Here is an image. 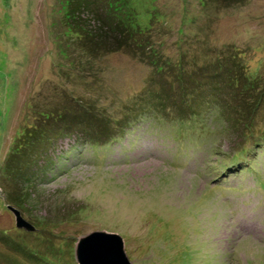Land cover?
Instances as JSON below:
<instances>
[{
  "label": "rangeland",
  "instance_id": "374dc122",
  "mask_svg": "<svg viewBox=\"0 0 264 264\" xmlns=\"http://www.w3.org/2000/svg\"><path fill=\"white\" fill-rule=\"evenodd\" d=\"M74 1L0 0V264H78L74 244L93 230L121 236L130 264H264V0H149L142 33L164 58L183 52L202 68L191 93L161 89L162 104L147 50H89L79 35L104 24L89 15L103 4L77 19ZM138 103L158 112L123 114ZM92 105L117 119L115 137L96 142L106 146L51 121L29 152L41 113L57 126L73 112L94 136ZM7 203L35 229L16 227Z\"/></svg>",
  "mask_w": 264,
  "mask_h": 264
},
{
  "label": "trees",
  "instance_id": "16d2710c",
  "mask_svg": "<svg viewBox=\"0 0 264 264\" xmlns=\"http://www.w3.org/2000/svg\"><path fill=\"white\" fill-rule=\"evenodd\" d=\"M152 1V0H151ZM231 1V0H229ZM71 2V1H70ZM93 2V0H78V1H74L73 3H77L76 5H73V7L77 8V12H76V16L75 18H79L78 16V9H82L84 7V5H87L88 3ZM228 1H224L223 2H219L220 5H224V3L226 4ZM86 3V4H85ZM101 3L103 4V6H100L99 4H96V7L98 8V11L94 14H89L90 16H92L93 18H96L98 22V20L101 21V23H104L103 25L100 23L95 24L94 27L89 28L90 31L85 30V32L79 35V39H84L83 40V44L85 47H87L89 50H97V49H102V50H106L108 52H113V51H124L125 49H131V48H140V50H137L136 53L139 52H143L145 49L147 50L146 56L149 57V62H150V66L152 69L153 73L158 74V76L162 75V79L160 80V82L158 83V88L160 89H156L155 91L153 90L151 93H156V97L158 100V104H162L161 98H162V94H161V89H167V90H172L173 89V85H176L174 87H176V89L178 90V88L185 94L191 93L190 90L193 89V91L195 90L196 86L198 85L197 79L194 77V72L196 73L198 72H202V68H200L199 65H195L193 62L191 63V61H189V65H186V61L184 59V53L183 52H179L178 56L176 58H170V57H163V54L161 56V54L158 52L159 50L156 48V46L149 40L147 39V34H143V30L141 31V26L142 27H146L147 23H146V18L149 16L146 15V12L144 11V7H147V4L150 3L149 0H101ZM230 3V2H229ZM146 5V6H145ZM93 9L94 8V2L91 4V6ZM70 9V8H69ZM154 8L151 9L150 12H153ZM103 11V12H102ZM102 12V15H101ZM163 13L160 12H156V14H154L153 16L157 19H159V17L161 16L162 18ZM188 19V20H192L194 18V16L191 17V19L189 17H182V21L184 19ZM136 32V34H134ZM193 60V59H192ZM197 66L194 67V69H191L190 66ZM166 69V71H165ZM169 70V71H168ZM162 72L165 74H162ZM193 74V75H192ZM165 75L167 76L166 79H164ZM153 79L156 80L155 76L152 77ZM175 80L174 84L171 80ZM189 79V83H187V80ZM167 80H170V82L166 83ZM162 82V83H161ZM166 83V84H165ZM172 84V85H171ZM177 85H179V87H177ZM162 86H165L162 87ZM188 87L189 92H187V90L184 87ZM153 88V87H150ZM165 98H167L166 100H168V102L171 101L172 96L168 95V94H164L163 95ZM261 96L258 94L257 97H249L247 99H245L243 101V105L242 106H246V105H251V106H256L258 104V100ZM73 100L76 102V104H79V97H74L73 96ZM156 99V98H155ZM179 101L182 100V97H178ZM81 101V100H80ZM141 103V101L139 102ZM138 103V104H139ZM167 104V101L164 102L163 104ZM79 106H81L79 104ZM84 106V105H83ZM138 107L135 109L137 112L136 115H133V113H135L136 111H129V109L125 110L123 112V114H132V118H138L141 117L142 115L147 114V116L150 115V113L152 112L151 109L156 110V112H158V108L156 107H152V105L150 104V107H144L145 112L142 113L143 110V106L142 104L137 105ZM184 108H182V110H184ZM252 109V107H251ZM250 109V110H251ZM242 109L240 108V111ZM252 111V110H251ZM84 112H95L93 110V105L92 107H85V111ZM179 113V112H177ZM239 114V112H237ZM70 114L72 118L69 117H64L60 119V122L58 123V125L56 126L55 124V120H51L50 116L51 114H44L41 113L39 115V117L37 118V121L32 123V129L36 128L37 132L39 133L37 136V140L35 139L34 142L30 145V149L29 152H31L33 149L36 150L38 146L42 145L45 146V141H46V133L48 131L51 132L50 127H47L51 121H53L52 124H50L51 126L55 125V128L59 131V133H66L67 130H70L72 127L74 126L77 122V126L76 129L78 130L79 133H82L85 137V139L91 140L90 145L93 144L94 147L96 148V150L106 146V144H108L107 142H103V143H96L98 139L100 140H108L111 138H114L115 135L112 134V129L109 128V123L114 120L117 119H113L110 115L106 114L105 112L102 114H99L98 112H95V115H92V119H94L96 121V124H100V128L101 129V137L98 138V130L97 132L94 134V136L92 135V131L89 129V126L86 127L84 125H82L81 123H79V119H76V115L71 112ZM89 113L85 114L88 115ZM41 116V117H40ZM48 116V117H47ZM146 116V117H147ZM218 121H222L220 118V114L219 112H217V114L213 115ZM75 119V120H72ZM142 119V118H141ZM83 120V119H82ZM84 121V120H83ZM127 121V120H125ZM38 122H42V125H46L45 128L43 129V132H40L38 129ZM73 122V123H72ZM119 122H124L122 120H119L118 122L115 121V123H119ZM74 125H72V124ZM61 124V125H60ZM91 124V123H88ZM105 124V125H103ZM249 124V122H248ZM29 125H26L24 127L25 131H27L29 129ZM249 126H247L246 128H248ZM28 128V129H27ZM49 129V130H48ZM92 130H95V127L92 128ZM55 131V130H54ZM86 135V136H85ZM264 133L261 132L260 137H259V141L262 142ZM102 145L104 144L102 147H99L98 145ZM89 145V146H90ZM94 151V152H98V151ZM24 151V148L22 147L21 152L15 156L16 158H14L13 160H10V165L13 166V168H15L16 173L18 175V177H20L19 175V169L20 168H24L25 165H29L28 164V160L29 157L25 155L27 154H21ZM34 154H36V151H33ZM22 156V158H21ZM22 160H21V159ZM31 160V159H30ZM25 178V176H24ZM19 180V179H18ZM22 181V180H21ZM17 184V183H16ZM20 187V186H19ZM6 198L13 197L14 199H10L13 200V202L18 203V197H14L12 195V193H10V191L8 192V194L6 193L5 195Z\"/></svg>",
  "mask_w": 264,
  "mask_h": 264
},
{
  "label": "water",
  "instance_id": "95a60500",
  "mask_svg": "<svg viewBox=\"0 0 264 264\" xmlns=\"http://www.w3.org/2000/svg\"><path fill=\"white\" fill-rule=\"evenodd\" d=\"M6 207L13 213L16 227L33 229V226L20 215L18 209L10 204ZM74 253L78 264H106L108 258H111L113 264H130L123 251L122 238L116 232L93 230L85 233L75 242Z\"/></svg>",
  "mask_w": 264,
  "mask_h": 264
},
{
  "label": "clouds",
  "instance_id": "9594fccd",
  "mask_svg": "<svg viewBox=\"0 0 264 264\" xmlns=\"http://www.w3.org/2000/svg\"><path fill=\"white\" fill-rule=\"evenodd\" d=\"M8 204V203H7ZM6 204V205H7ZM12 206V205H11ZM6 207V206H5ZM14 207V206H13ZM16 208V207H15ZM17 209V208H16ZM19 211V210H18ZM21 215V214H20ZM23 217V216H22ZM25 220V219H24ZM27 221V220H26ZM28 222V221H27ZM30 223V222H29ZM32 226H33V229H30V230H34L35 229V227H34V225L32 224V223H30ZM19 228H23V227H19ZM24 229V228H23ZM26 230V229H25ZM28 231V230H27Z\"/></svg>",
  "mask_w": 264,
  "mask_h": 264
}]
</instances>
